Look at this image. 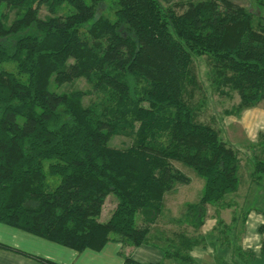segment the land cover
<instances>
[{"label":"trees","instance_id":"16d2710c","mask_svg":"<svg viewBox=\"0 0 264 264\" xmlns=\"http://www.w3.org/2000/svg\"><path fill=\"white\" fill-rule=\"evenodd\" d=\"M105 1L0 0V222L78 251L154 240L165 259L196 264L188 250L203 236L151 232L165 194L188 181L173 161L204 179L200 200L170 219L194 230L239 177L236 149L186 101L192 61L206 57L219 93H237L227 114L256 106L264 100V15L231 0H113V17L96 16ZM4 6L15 11L9 21ZM8 61L16 72L2 68ZM77 79L88 88L64 86ZM114 136L131 143L111 146ZM252 146L260 153L252 180L264 186V132ZM110 193L117 202L101 222ZM215 230L226 245L228 224ZM259 231L264 253V225ZM244 254L249 264L253 253ZM124 264L164 263L124 255Z\"/></svg>","mask_w":264,"mask_h":264},{"label":"crops","instance_id":"0c3cea01","mask_svg":"<svg viewBox=\"0 0 264 264\" xmlns=\"http://www.w3.org/2000/svg\"><path fill=\"white\" fill-rule=\"evenodd\" d=\"M257 105L244 109L237 118L245 120V116L249 112H256L258 109ZM250 119H252L250 124L259 126L258 124L262 123V118L258 114H252ZM250 124L248 123L251 127ZM259 132L264 131L260 130ZM240 184L241 179L239 178L236 191L228 194L222 205L207 204L202 224L196 230L191 227V233L187 231L189 234L204 237L188 250V254L196 264H229L233 260H237L241 264H247L244 262L246 258L244 257V251H251L253 253V258L249 264H264V253L261 252L263 234L259 231V227L264 225V190L262 189L263 193L261 192L263 194L261 198L263 206L259 208L250 205L242 207L237 199ZM203 186L204 179L200 196L198 197V192L194 200L184 201L182 211H184L187 203H195L200 200ZM175 191L176 188L174 187L165 194L163 212L151 226L153 235L156 233V229L164 230V228L158 227L156 223L161 217L166 219L165 213L171 211L167 206V196L175 193ZM209 208L213 210L214 216L210 220L214 222L211 223L208 234L214 235L213 238L208 237L207 233L202 229L206 218L211 217H207ZM227 213H229V217L226 218L225 215ZM168 216L166 220L170 223V219L179 215L171 214ZM164 218L163 221H165ZM220 222L229 226L228 233L230 237L228 238V243L224 246L220 245L215 236V228L220 225ZM165 230L170 229L166 228ZM222 251L228 252L222 253ZM124 255H129L134 260L142 263L163 262L164 264H181L175 260L165 259L162 249L154 243V240H148V242L138 246L125 244L122 241H108L100 249L85 248L78 251L0 222V264H47L44 259L57 264H124Z\"/></svg>","mask_w":264,"mask_h":264},{"label":"rangeland","instance_id":"374dc122","mask_svg":"<svg viewBox=\"0 0 264 264\" xmlns=\"http://www.w3.org/2000/svg\"><path fill=\"white\" fill-rule=\"evenodd\" d=\"M164 1V2H163ZM187 0H162V3L166 5L165 2L168 3H184ZM196 1V0H194ZM241 6H243L247 10H252L256 15H260V12L264 15V7H260V3L258 0H231ZM115 2L113 0L105 1L97 5L96 16L105 15L108 17H113V4ZM64 9V10H63ZM64 12L67 7L63 6ZM3 12L7 15V20L9 21L13 18L15 11L8 7H3ZM49 14L47 7L44 5L40 7L39 15L41 17H45ZM87 24L84 25V28ZM2 68L10 71L16 72V64L14 62L8 61L2 64ZM192 72L195 79V82L192 86L188 87V91L186 94V101L193 107L195 118L198 121L210 124L214 127L221 137L234 149L237 151L238 157V170L237 174L241 179L239 196H237L239 203L242 207H246L247 205L260 207L263 206L262 203V195L264 186L261 184L255 183L252 179L253 165L255 162V155H259L258 149H254L252 144L257 142V133L258 131H264V100L261 101L257 107L256 112H249L245 117V120H240L236 115L227 114L229 110H231L232 106L238 102V95L236 92H232L225 88V90L229 93V95L221 94L220 89L214 86L213 83V75L212 70L209 64V61L204 56L195 57L192 61ZM68 89L72 88H88V84L83 79H77L72 84L64 85ZM62 86L60 89H62ZM87 98L84 100L87 103ZM258 114L260 118H262V123L257 125L250 124L249 120L252 114ZM244 115V114H243ZM236 116V117H234ZM249 120V121H248ZM243 121V122H242ZM251 125V127L248 125ZM248 125V126H246ZM249 127V128H248ZM249 135V136H248ZM131 143V139L125 136H114L110 139L109 144L111 146L116 147H125ZM173 165L180 169L187 177L188 181L186 183H177L175 185L176 191L173 194H169L167 196V206L171 210L166 214V219H168V215H179L182 212V208L184 206V201H191L196 198L197 193L199 192L198 197L201 194V189L203 185V179L195 174V172L187 167L182 165L181 163L173 161ZM263 189V190H262ZM197 197V198H198ZM117 202V198L114 194H108L104 200L103 208L98 216L99 221H106L112 213V210ZM181 207V208H180ZM243 209V208H242ZM164 214V216H165ZM208 216L204 225L202 226L203 231H205L208 237L213 238L214 235L208 234L209 227H211V223L213 220H210L214 216L212 208H209ZM226 218L229 217V213H227ZM164 217L159 218L157 221L158 227L164 228V230L172 229H184L186 232L190 231L192 228L187 224L175 225V223H168ZM204 218V217H203ZM138 223H141V220L138 219ZM207 223V224H206ZM155 227V226H154ZM201 229V230H202ZM228 251H222V253H226ZM228 255V254H226ZM239 261V260H238ZM229 264H241L237 262V260H233V262ZM260 264V263H259Z\"/></svg>","mask_w":264,"mask_h":264}]
</instances>
